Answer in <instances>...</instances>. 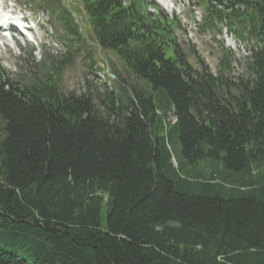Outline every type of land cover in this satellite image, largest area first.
Instances as JSON below:
<instances>
[{
    "label": "trees",
    "instance_id": "1",
    "mask_svg": "<svg viewBox=\"0 0 264 264\" xmlns=\"http://www.w3.org/2000/svg\"><path fill=\"white\" fill-rule=\"evenodd\" d=\"M32 1L67 50L26 81L0 63V264H264V0H204L251 42L238 79L194 67L153 2L81 0L125 74L81 93L67 0Z\"/></svg>",
    "mask_w": 264,
    "mask_h": 264
},
{
    "label": "rangeland",
    "instance_id": "2",
    "mask_svg": "<svg viewBox=\"0 0 264 264\" xmlns=\"http://www.w3.org/2000/svg\"><path fill=\"white\" fill-rule=\"evenodd\" d=\"M4 1L11 5L16 4L18 8L21 7L20 9H27V14L40 23V27L37 28L38 34L33 43L21 41L15 48L11 43L9 46L0 43V62L7 74L15 80L26 81L32 71L35 76L42 73L41 64L45 61V57H61L67 47L59 38L62 34L60 28L52 23L44 10L37 8V3L30 4L27 0ZM172 1L176 6V11L171 10L169 13L164 6L161 8L165 15L175 19V38L188 57V61L197 68H200L202 61L212 72L218 73L219 70L223 71L227 61L231 60L230 74L232 78L238 79L247 76V46L249 47L250 44L243 42L244 44L240 46L233 42L232 38L235 37V34L233 29L228 26V19L220 21L215 18L216 24L212 25L207 22V10L203 0ZM67 5L74 14L82 38L80 44H74L76 49L71 62L63 71L62 91L65 93L84 92L87 90V81L92 87L98 89L104 84L115 87L116 83L110 75L116 71L125 76L121 62L114 53L105 51L98 45L80 0H67ZM1 33L0 31V35ZM229 45L231 50L234 48L232 50L234 56L226 49ZM16 49L19 51L17 52ZM91 60H93L92 67L89 65ZM28 61H31L33 65H29ZM35 64H40V66H35ZM170 116L171 120L175 121L172 113Z\"/></svg>",
    "mask_w": 264,
    "mask_h": 264
},
{
    "label": "clouds",
    "instance_id": "3",
    "mask_svg": "<svg viewBox=\"0 0 264 264\" xmlns=\"http://www.w3.org/2000/svg\"><path fill=\"white\" fill-rule=\"evenodd\" d=\"M161 4L165 7V9L170 13L171 12V5L169 3H166L165 0H160ZM179 11V9H177ZM13 22L22 25V20L20 19V15H13L11 12V9L5 10L2 6H0V23H6V22ZM7 35V34H6ZM9 42H11V37H9ZM13 48H15V45L13 44ZM18 52L19 50L16 49Z\"/></svg>",
    "mask_w": 264,
    "mask_h": 264
}]
</instances>
